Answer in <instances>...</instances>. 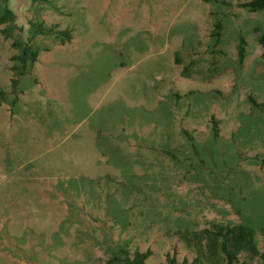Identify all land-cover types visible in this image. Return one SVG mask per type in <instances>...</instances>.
Returning <instances> with one entry per match:
<instances>
[{
	"label": "rangeland",
	"instance_id": "1",
	"mask_svg": "<svg viewBox=\"0 0 264 264\" xmlns=\"http://www.w3.org/2000/svg\"><path fill=\"white\" fill-rule=\"evenodd\" d=\"M250 1L0 0V264H227L240 225L264 264Z\"/></svg>",
	"mask_w": 264,
	"mask_h": 264
},
{
	"label": "trees",
	"instance_id": "2",
	"mask_svg": "<svg viewBox=\"0 0 264 264\" xmlns=\"http://www.w3.org/2000/svg\"><path fill=\"white\" fill-rule=\"evenodd\" d=\"M243 7L248 8L252 12L264 10V0H252ZM216 28H221L218 24ZM259 44L264 46V35L260 36ZM28 56L35 62L37 60V53L27 46L21 60L26 63ZM240 57L244 58V48H240ZM202 237L207 239V248L209 252L214 253L218 245V239L221 238L220 250L224 254L227 264H237V257L244 251L252 252L254 255L258 254V250L255 244L253 232L246 226H220L215 231L203 230ZM149 256V253L138 254L137 258L144 261ZM264 258V255H263ZM168 264H178L174 257L168 258ZM179 264H188L186 260Z\"/></svg>",
	"mask_w": 264,
	"mask_h": 264
},
{
	"label": "water",
	"instance_id": "3",
	"mask_svg": "<svg viewBox=\"0 0 264 264\" xmlns=\"http://www.w3.org/2000/svg\"><path fill=\"white\" fill-rule=\"evenodd\" d=\"M17 1L20 2L21 7H26L30 3V0H17Z\"/></svg>",
	"mask_w": 264,
	"mask_h": 264
}]
</instances>
